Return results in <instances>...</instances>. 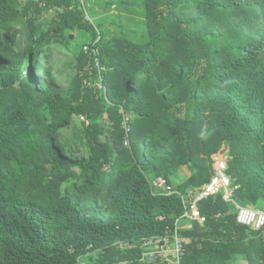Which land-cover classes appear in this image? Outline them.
<instances>
[{
    "label": "trees",
    "instance_id": "16d2710c",
    "mask_svg": "<svg viewBox=\"0 0 264 264\" xmlns=\"http://www.w3.org/2000/svg\"><path fill=\"white\" fill-rule=\"evenodd\" d=\"M104 5L139 31L89 22L78 0H0V264H165L115 246L177 220L181 264H264V225L236 221V206L264 205V0ZM55 49L76 65L64 91L44 68ZM74 118L86 157L67 153ZM224 149L234 203L220 193L198 204L204 224L183 219L179 196L210 182ZM158 177L171 195L152 191Z\"/></svg>",
    "mask_w": 264,
    "mask_h": 264
},
{
    "label": "built area",
    "instance_id": "2783aa9c",
    "mask_svg": "<svg viewBox=\"0 0 264 264\" xmlns=\"http://www.w3.org/2000/svg\"><path fill=\"white\" fill-rule=\"evenodd\" d=\"M28 1L35 2V0ZM78 3L84 8V0H78ZM86 19L88 20L87 17ZM83 52L93 57L94 62L97 64L99 56L98 49L84 46ZM98 80L99 81L93 85L98 91H103L104 87L102 85L101 76H99ZM84 85L89 87L91 83L85 81ZM127 120L128 118L124 116V128H126ZM221 152L212 156L213 175L210 182L188 191L184 196L179 194L184 209L182 218L191 223L202 225L205 222V217L201 215L198 208V204L201 201L221 193L224 202L234 203L232 200V193L237 187L232 186L230 177L225 173L227 168V157L226 153L222 154ZM150 184L155 194L171 195L173 193L162 177L154 179ZM236 209L237 223L255 230L260 229L264 225V215L239 206H236ZM182 229L183 228L179 226L177 220L173 230H168L162 236L146 238L138 243L118 242L115 247L120 251L137 248L142 252V259H148L149 261L158 260L165 264H181V258L184 253L183 245L185 243V239L179 233Z\"/></svg>",
    "mask_w": 264,
    "mask_h": 264
},
{
    "label": "rangeland",
    "instance_id": "374dc122",
    "mask_svg": "<svg viewBox=\"0 0 264 264\" xmlns=\"http://www.w3.org/2000/svg\"><path fill=\"white\" fill-rule=\"evenodd\" d=\"M106 1L107 0H84V9L86 11L85 15L89 22H93L94 24L103 23L112 33L115 29L118 31V28H123L128 32L130 37L132 36V34L129 33L130 31H139L138 27L141 24V17L136 15V13L133 14L129 11H124L123 6L115 5L107 7L104 5V2ZM54 14V11H51L43 15L44 19L42 22L44 26L47 25L45 22L49 21ZM19 28H22V25H19ZM23 38H25V35L21 36V39ZM90 39L91 38L87 33H78L75 44H79L81 42L84 43ZM44 68L50 71L51 77L55 81L54 87L58 90L64 91L67 89L69 80L75 73L76 65L70 53L63 49H55L53 50L51 60L47 65H44ZM62 136L64 138V142H67L68 144V154H71V156L75 158L86 157L87 150L84 143L78 141V139L83 137L81 121L79 118L73 119L72 126L65 131ZM191 173L192 172L189 171V169H183L179 172V177L181 179H185ZM171 182L172 186L176 187L180 184L181 180L172 179ZM246 209L264 215V205H260L259 207H247Z\"/></svg>",
    "mask_w": 264,
    "mask_h": 264
},
{
    "label": "clouds",
    "instance_id": "9594fccd",
    "mask_svg": "<svg viewBox=\"0 0 264 264\" xmlns=\"http://www.w3.org/2000/svg\"><path fill=\"white\" fill-rule=\"evenodd\" d=\"M230 83H232V81H230V80H228V81H225V85H228V84H230ZM202 135H204V133L202 132Z\"/></svg>",
    "mask_w": 264,
    "mask_h": 264
},
{
    "label": "water",
    "instance_id": "95a60500",
    "mask_svg": "<svg viewBox=\"0 0 264 264\" xmlns=\"http://www.w3.org/2000/svg\"><path fill=\"white\" fill-rule=\"evenodd\" d=\"M227 152V150H223L221 153L223 154V153H226Z\"/></svg>",
    "mask_w": 264,
    "mask_h": 264
}]
</instances>
